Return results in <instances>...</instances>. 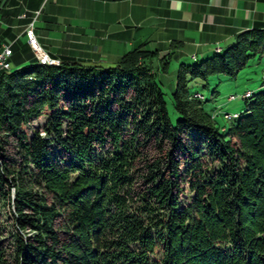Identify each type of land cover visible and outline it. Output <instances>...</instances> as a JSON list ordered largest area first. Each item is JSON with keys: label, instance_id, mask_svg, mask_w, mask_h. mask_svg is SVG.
Masks as SVG:
<instances>
[{"label": "trees", "instance_id": "16d2710c", "mask_svg": "<svg viewBox=\"0 0 264 264\" xmlns=\"http://www.w3.org/2000/svg\"><path fill=\"white\" fill-rule=\"evenodd\" d=\"M23 36L0 69V264H264V89L221 126L190 85L264 54V26L179 62L175 121L158 48L138 42L106 66L45 49L55 64Z\"/></svg>", "mask_w": 264, "mask_h": 264}, {"label": "crops", "instance_id": "0c3cea01", "mask_svg": "<svg viewBox=\"0 0 264 264\" xmlns=\"http://www.w3.org/2000/svg\"><path fill=\"white\" fill-rule=\"evenodd\" d=\"M36 10L37 38L57 54L71 48L100 55L108 50L105 39L110 46L122 41L131 48L145 41L164 50L177 40L176 53L191 57L211 53L215 44H231L244 29L264 26V0H9L0 36L23 38Z\"/></svg>", "mask_w": 264, "mask_h": 264}, {"label": "rangeland", "instance_id": "374dc122", "mask_svg": "<svg viewBox=\"0 0 264 264\" xmlns=\"http://www.w3.org/2000/svg\"><path fill=\"white\" fill-rule=\"evenodd\" d=\"M38 10L35 11V16H37ZM33 16L31 20L27 21L26 23V29L32 28L34 31V18ZM35 33V31H34ZM27 35V34H26ZM15 39V38H13ZM9 36L6 34H2L0 36V50L6 46L11 47L12 46L9 42L13 41ZM36 39L38 40L37 36ZM110 39H105L104 41V51H110L112 53L104 52L103 49H101V54L93 53V55L90 56V61L92 63H100L102 65H111L115 63V61L118 59V57L127 49L130 47L124 46L122 44V41H117L115 45L110 46L109 41ZM28 41V39H27ZM102 42V40H101ZM145 42V41H144ZM29 43V41H28ZM137 43V42H136ZM147 42H145L146 48H156L151 45H147ZM164 50L159 49V53L157 54V57H154L151 59L150 63L152 64L153 71L155 72L156 79L159 81L162 91L164 92V98L166 101V107L169 113V116L172 121H175V119L178 116L177 111L174 108L173 101H172V90L175 86V74L176 69L180 61L185 62H195L199 61L203 58H206L208 56H212L215 53L223 52L225 48H223L219 44H215L214 51H212L209 54H200L198 52H194L191 54H183L179 55L178 51V43H181L179 41H175L173 44ZM176 43V44H175ZM30 44V43H29ZM101 44V43H100ZM31 46V45H30ZM33 51L35 52V55L39 59L40 62H50V59L55 61L53 63H58L59 59L56 57L50 56L44 46L40 45L39 49L33 48L31 46ZM88 50V49H86ZM167 50L172 51V57L170 59L167 71L164 72V70H161L159 68V60L161 59L162 54H164ZM219 50V51H218ZM114 52V53H113ZM174 52V53H173ZM67 53H72V49L70 48ZM107 53V54H106ZM12 54V52H11ZM43 54H45L43 59ZM81 55V54H79ZM11 56V55H10ZM86 56V55H85ZM160 57V58H159ZM150 60V59H149ZM9 57V62H10ZM11 66V65H10ZM158 66V67H157ZM10 68V67H9ZM5 68V69H9ZM151 70V72H153ZM191 88L195 91L194 95L198 97L204 104L205 109L213 114L215 120L219 125H228L230 123V120L234 119L236 116L239 115L240 112H243L246 108V98L252 94L253 91H257L260 89H264V54H256L253 57L250 58L247 65H245L236 76H230L223 73H214L211 74L207 79L202 78H196L191 80ZM45 115H41L37 118H33L30 121V127H29V133L32 129V127H42L46 120ZM41 135H44V131H40ZM5 149L7 151L12 150V144L11 142H8L6 144H3ZM184 199L189 198L187 195H183ZM30 231L26 230V234H29ZM9 250V248H8Z\"/></svg>", "mask_w": 264, "mask_h": 264}, {"label": "built area", "instance_id": "2783aa9c", "mask_svg": "<svg viewBox=\"0 0 264 264\" xmlns=\"http://www.w3.org/2000/svg\"><path fill=\"white\" fill-rule=\"evenodd\" d=\"M26 34H27V39L29 41V43H31L33 45V47L39 49L40 45L37 46V39H36V35L34 33V31L32 30V28H27L26 29ZM12 49L9 46H6L0 50V69H5V68H9L10 67V62H9V57L11 55ZM45 54H43V59Z\"/></svg>", "mask_w": 264, "mask_h": 264}, {"label": "bare ground", "instance_id": "6f19581e", "mask_svg": "<svg viewBox=\"0 0 264 264\" xmlns=\"http://www.w3.org/2000/svg\"><path fill=\"white\" fill-rule=\"evenodd\" d=\"M36 41H37V46L40 45V43L38 42V40H36ZM30 45L33 46L34 44L32 45V44L30 43ZM33 48H35V47H33ZM35 49H36V48H35ZM50 62L53 63V62H55V61H53V60L50 59Z\"/></svg>", "mask_w": 264, "mask_h": 264}]
</instances>
